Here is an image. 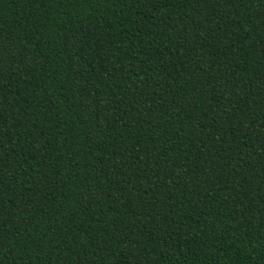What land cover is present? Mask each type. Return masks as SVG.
Masks as SVG:
<instances>
[{
    "label": "trees",
    "instance_id": "1",
    "mask_svg": "<svg viewBox=\"0 0 264 264\" xmlns=\"http://www.w3.org/2000/svg\"><path fill=\"white\" fill-rule=\"evenodd\" d=\"M0 264H264V0H0Z\"/></svg>",
    "mask_w": 264,
    "mask_h": 264
}]
</instances>
